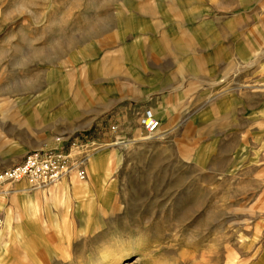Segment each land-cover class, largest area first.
I'll list each match as a JSON object with an SVG mask.
<instances>
[{"label":"rangeland","instance_id":"1","mask_svg":"<svg viewBox=\"0 0 264 264\" xmlns=\"http://www.w3.org/2000/svg\"><path fill=\"white\" fill-rule=\"evenodd\" d=\"M49 150L90 192L63 212L41 199L53 235L24 229L0 264H74L138 234L154 264H264V0H0V172ZM17 188L2 227L44 193Z\"/></svg>","mask_w":264,"mask_h":264},{"label":"built area","instance_id":"2","mask_svg":"<svg viewBox=\"0 0 264 264\" xmlns=\"http://www.w3.org/2000/svg\"><path fill=\"white\" fill-rule=\"evenodd\" d=\"M141 125L149 136L155 135L160 128L159 121L151 111L143 114ZM72 168H75L79 180L86 179L83 167L78 164L70 166V158L65 152L35 151L27 155L21 163L0 172V182L11 184L24 182L30 189H34L59 180Z\"/></svg>","mask_w":264,"mask_h":264},{"label":"crops","instance_id":"3","mask_svg":"<svg viewBox=\"0 0 264 264\" xmlns=\"http://www.w3.org/2000/svg\"><path fill=\"white\" fill-rule=\"evenodd\" d=\"M74 172V173H73ZM75 172L76 170L71 171L70 173H72V175L75 176ZM64 177V176H63ZM61 178L59 181L52 183L50 185H46L43 187H40V189H43L41 191H43L44 193H42V195H40L39 192H35L36 194V202H30V204L24 209L23 212L20 213V211H14L12 207L9 208V210L6 212L5 215V225L2 227L0 225V232H2L3 236L2 239L0 240V242H3L5 244L8 245V242L12 243V242H17L15 241V236L17 233H19V235H21V237H24V234L22 233V231L24 229L28 230V235L30 233V226H33L34 231H40L41 232V227L42 223L44 224V226L46 225V229L47 230H51L50 233H48V235H53L52 233V229L51 227L47 224L46 220L43 219H39V217L37 216V218L34 216L33 218L35 222V224H31L30 223V219H31V214L35 213V215H38V209L35 206V204H39L40 206V211H41V205H40V200H44V201H50L51 202H58L60 200L63 201V203H70V200L73 198L72 195L78 193V192H82L84 189L83 187L79 186V184H75V182L72 180L71 184L67 182V178ZM73 179V176H70ZM39 189V188H38ZM46 190V191H45ZM30 191L25 190V189H13V184L11 183H0V202H3L6 200V196L10 195V194H20L22 195V198L27 199L30 197ZM41 196V197H40ZM14 197H18V196H14ZM69 198V199H68ZM59 206V204H58ZM64 206H59V212L60 211H64ZM33 209V210H32ZM31 213V214H30ZM23 218L26 219V223L23 226ZM29 221V223H28ZM12 245H14L12 243ZM18 245V244H17ZM20 245H18V249L16 250H20ZM1 247V246H0ZM8 252V251H7ZM0 254L1 256L3 254H5L4 252L1 251L0 249ZM25 258V257H24Z\"/></svg>","mask_w":264,"mask_h":264},{"label":"bare ground","instance_id":"4","mask_svg":"<svg viewBox=\"0 0 264 264\" xmlns=\"http://www.w3.org/2000/svg\"><path fill=\"white\" fill-rule=\"evenodd\" d=\"M154 115H155L156 119L160 122V120L156 116L155 112H154ZM81 153L82 152L80 151V148L76 147V148L71 149L69 154H70L71 158L75 159ZM59 180H57V181H59ZM57 181H55V182H57ZM79 181H81V180H79ZM55 182H53V183H55ZM0 183H2V182H0ZM48 185H50V184H48ZM79 186L83 187V189L85 191L87 190L88 193L90 192L88 183L81 182L79 184ZM61 204H62V206L65 207L64 209H66V210L69 207L68 206L69 203H61ZM31 215H32V217H34L35 213H33ZM30 222H32V220ZM2 236H3V234H2V232H0V240L2 239ZM63 237H64L63 239L65 240V235ZM61 239H62V237H61ZM12 243L14 245H16L15 248L18 249V245L15 242H12ZM6 245L7 244H5L3 242H0V246H1L0 249L4 253L7 252V250L5 248ZM37 246H38V243H29L28 242L29 252H33L36 249ZM156 250L157 249H155L154 246H152V245H150L148 243V237H146L144 234H138V236L136 238V243H135L134 246H131V244H129V243L125 244L124 242H121L120 240H116V241H113L111 244L107 243V245H104L103 247H100L97 252H94V250L93 251L92 250L91 251L85 250V252H82V254L79 257L78 261L74 262V264H147V260H149V259H151L152 260V264H154L153 258H154L155 254L157 252ZM131 251H134V252L138 253V255H139V259H137L138 262L136 260L135 261H126V260L123 261ZM67 255H68L67 252L64 253V257H63L64 260L65 259L66 260L69 259V258H67L68 257ZM29 256H31V255H29ZM184 258L186 260L187 254L185 255ZM33 259L36 261L35 258H32V260ZM44 259H45V261H44L45 264H48V262L51 261L50 255L47 253V251H45V253H44ZM68 264H72V260L71 259H69V263ZM249 264H254V263L250 262Z\"/></svg>","mask_w":264,"mask_h":264}]
</instances>
